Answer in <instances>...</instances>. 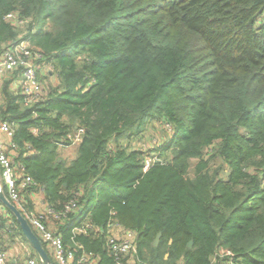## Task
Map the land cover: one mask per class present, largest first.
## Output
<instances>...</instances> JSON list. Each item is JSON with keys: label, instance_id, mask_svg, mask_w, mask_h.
<instances>
[{"label": "trees", "instance_id": "obj_1", "mask_svg": "<svg viewBox=\"0 0 264 264\" xmlns=\"http://www.w3.org/2000/svg\"><path fill=\"white\" fill-rule=\"evenodd\" d=\"M22 40L47 66L40 97L26 102L19 69L7 71L0 118L36 184L22 192L27 210L76 202L57 225L67 244L84 217L133 230L126 264H214L221 248L238 264H264V0H0V57ZM150 123L165 140L137 149ZM76 128L84 131L66 161L59 148ZM0 215V227L5 216L15 226L7 238L0 228V246L27 243L1 201ZM104 239L75 236L99 264H113Z\"/></svg>", "mask_w": 264, "mask_h": 264}, {"label": "built area", "instance_id": "obj_2", "mask_svg": "<svg viewBox=\"0 0 264 264\" xmlns=\"http://www.w3.org/2000/svg\"><path fill=\"white\" fill-rule=\"evenodd\" d=\"M6 20L16 27L24 26L26 19H20L14 12H9L5 16ZM41 59V55L37 51H31L26 43L22 40L15 45L13 49H6L0 57V78L7 71L19 69L20 88L22 93L26 95L27 101L38 99L40 97L41 85L38 79V71L45 69L46 65L42 62H36ZM36 129H33V132ZM83 128H76L74 132L68 134L71 144H76L82 134ZM13 128L10 123L0 118V177L7 186L8 195L11 201L16 202L19 210L31 227L37 231L41 237V241L49 250L51 257L56 264H99V257L91 251H86L80 242L75 240L77 234H87L89 231L104 234V246L107 252L113 258V264H126L132 253L135 251V233L133 230L121 226L117 222L106 224V230L101 226L91 224L86 217L83 220L72 222L70 228L71 243H65L60 234L57 233V225L67 218L70 209L77 207V203L71 201L64 208L63 212L55 211L51 207H47L45 212L36 213L34 210L29 211L21 203L22 192L29 185H36L32 182V178L24 172L21 164L17 166L14 160L13 152L17 149V145L13 141ZM148 161H146V166ZM39 187V186H38ZM38 187H32L29 193L30 199L34 201V205L38 200L33 196L38 194ZM80 196L81 192H77ZM43 205L45 204L41 200ZM46 207V205H45ZM76 209V208H75ZM74 209V210H75ZM41 210V209H40ZM47 214V218H45ZM80 218L82 217L79 215ZM4 225L1 228L4 238L14 232V224L12 220L5 216ZM52 218V219H49ZM78 217V215L76 216ZM75 217V218H76ZM0 215V224L2 222ZM74 219V218H73ZM1 240V239H0ZM20 239L16 237V242L10 248L0 246V264H41L38 257L31 255L30 250L24 246ZM17 246V249L14 248ZM214 264H238L234 260V254L229 249H219L213 258Z\"/></svg>", "mask_w": 264, "mask_h": 264}, {"label": "rangeland", "instance_id": "obj_3", "mask_svg": "<svg viewBox=\"0 0 264 264\" xmlns=\"http://www.w3.org/2000/svg\"><path fill=\"white\" fill-rule=\"evenodd\" d=\"M46 68H47V66L45 67V69L42 70L43 73L46 70ZM164 140H165L164 130H162L161 127L158 126L157 124L150 123V124L146 125V127L143 129L142 132L138 133L137 137L132 141L131 145L136 146L137 149L145 151V150H148V149L153 148V147L155 148L157 145V142H162ZM59 155L62 158H65L66 161L73 158L75 155V144H71L70 146L65 147V148H63V147L59 148ZM157 156H158V152L155 151L153 153L152 157L148 156V157H146V159L148 162H150L152 159L156 158ZM1 180L2 179L0 177V182H2ZM33 230L41 240L39 233L37 231H35V229H33ZM22 243L24 244L25 247L30 249V244L28 242L26 243V241H25ZM52 260H53V258H52Z\"/></svg>", "mask_w": 264, "mask_h": 264}, {"label": "water", "instance_id": "obj_4", "mask_svg": "<svg viewBox=\"0 0 264 264\" xmlns=\"http://www.w3.org/2000/svg\"><path fill=\"white\" fill-rule=\"evenodd\" d=\"M0 201L4 206H6L15 216L16 220L18 221L21 231L24 237L27 239L28 243L33 247L35 250L40 263L41 264H52L50 257L45 250L42 241L36 235L34 230L32 229L31 225L27 221V219L22 215L20 210L11 202L8 197L5 195L2 186L0 184ZM161 232H158L153 240V245H157ZM188 246H191V241L188 242Z\"/></svg>", "mask_w": 264, "mask_h": 264}, {"label": "crops", "instance_id": "obj_5", "mask_svg": "<svg viewBox=\"0 0 264 264\" xmlns=\"http://www.w3.org/2000/svg\"><path fill=\"white\" fill-rule=\"evenodd\" d=\"M14 86H15V85H14ZM33 198L36 199V200H38L37 203H38V205H40V207H43V203L41 202V200H43V199H42V197L40 196V193L35 194V195L33 196ZM14 248L17 249V246L14 245Z\"/></svg>", "mask_w": 264, "mask_h": 264}]
</instances>
